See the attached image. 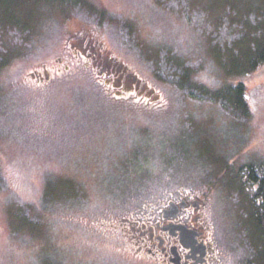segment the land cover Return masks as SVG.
I'll return each mask as SVG.
<instances>
[{"label":"rangeland","instance_id":"obj_1","mask_svg":"<svg viewBox=\"0 0 264 264\" xmlns=\"http://www.w3.org/2000/svg\"><path fill=\"white\" fill-rule=\"evenodd\" d=\"M81 36L160 99L114 98ZM263 39L264 0H0V264H142L107 226L175 183L227 264H264Z\"/></svg>","mask_w":264,"mask_h":264},{"label":"flooded vegetation","instance_id":"obj_2","mask_svg":"<svg viewBox=\"0 0 264 264\" xmlns=\"http://www.w3.org/2000/svg\"><path fill=\"white\" fill-rule=\"evenodd\" d=\"M79 38L74 43L80 45L83 51L72 48L71 44H68L69 49L77 54L81 62L83 59L87 63L82 62L83 68H91L99 78L98 84L109 90L114 98H128L124 95L127 91H136V95L145 92L150 102L160 99L158 95H153L152 89L140 90L142 83L137 88L127 69L117 64L116 59L91 37ZM61 62L58 58L54 64ZM54 67L56 72L71 68L65 62ZM32 76L42 82L51 77L46 65ZM175 184L164 188L163 196L157 195L144 202L136 214L120 216L116 226L108 225L107 228L116 229V235L128 245L138 263L227 264L224 252L216 241L210 212L212 203L206 193Z\"/></svg>","mask_w":264,"mask_h":264},{"label":"trees","instance_id":"obj_3","mask_svg":"<svg viewBox=\"0 0 264 264\" xmlns=\"http://www.w3.org/2000/svg\"><path fill=\"white\" fill-rule=\"evenodd\" d=\"M255 55L257 56L258 60H256L252 64L254 66L253 68H256V66L264 63V39H263L262 43L260 45H258L257 48L255 49ZM232 86L233 87H231V91L233 93H235L236 96L235 95L234 96L240 100V101H238V103L241 106L243 104V98H244V94L246 92L244 89V85L242 83H240V84H236V85H232ZM252 168H253V166L250 165L248 169L251 170V173L254 175L255 173L253 172ZM255 179H256V177H255ZM263 217H264V215H263ZM258 219H262V218H260V217L257 218V221L260 222L261 220H258Z\"/></svg>","mask_w":264,"mask_h":264}]
</instances>
